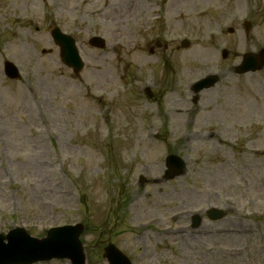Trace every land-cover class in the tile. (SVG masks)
Returning <instances> with one entry per match:
<instances>
[{
	"label": "rangeland",
	"instance_id": "rangeland-1",
	"mask_svg": "<svg viewBox=\"0 0 264 264\" xmlns=\"http://www.w3.org/2000/svg\"><path fill=\"white\" fill-rule=\"evenodd\" d=\"M53 25L75 39L78 75ZM262 47L264 0H0V234L80 223L86 264H107L109 243L132 264H264V68L232 72ZM208 74L219 82L193 103ZM169 154L187 172L164 180Z\"/></svg>",
	"mask_w": 264,
	"mask_h": 264
},
{
	"label": "water",
	"instance_id": "water-1",
	"mask_svg": "<svg viewBox=\"0 0 264 264\" xmlns=\"http://www.w3.org/2000/svg\"><path fill=\"white\" fill-rule=\"evenodd\" d=\"M248 28V26H247ZM54 42L60 48V56L63 63L71 67L75 73H79L83 67L76 48L74 40L62 34L58 28L51 30ZM89 44L94 47L103 48L104 40L99 37H93ZM184 47L188 46L187 41H183ZM264 65V48L260 51V58L257 55L249 53L244 55L241 65L236 68L237 72L254 71ZM5 73L10 78L17 77L16 68L6 62L4 65ZM217 80L216 77H210L201 84L194 86V91L198 92L206 88ZM168 171L166 178H173L184 173L185 166L183 161L176 156H169L166 159ZM211 219L217 220L223 217V213L217 209H211L208 212ZM199 225L198 217L193 218V227ZM81 226H68L51 230L47 237L41 240L30 237L24 230L16 228L11 230L6 236L0 235V264H31L38 261L51 260L53 258H67L72 264H84V255L81 244L78 240ZM7 241L6 243L4 241ZM104 257L109 264H130L128 259L113 245L105 248Z\"/></svg>",
	"mask_w": 264,
	"mask_h": 264
},
{
	"label": "flooded vegetation",
	"instance_id": "flooded-vegetation-1",
	"mask_svg": "<svg viewBox=\"0 0 264 264\" xmlns=\"http://www.w3.org/2000/svg\"><path fill=\"white\" fill-rule=\"evenodd\" d=\"M163 3H165V1L163 0Z\"/></svg>",
	"mask_w": 264,
	"mask_h": 264
}]
</instances>
